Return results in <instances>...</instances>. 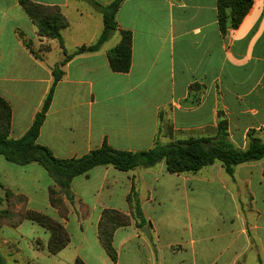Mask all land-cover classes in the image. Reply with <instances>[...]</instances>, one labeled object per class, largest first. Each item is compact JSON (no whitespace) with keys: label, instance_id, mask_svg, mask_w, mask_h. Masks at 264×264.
<instances>
[{"label":"crops","instance_id":"0c3cea01","mask_svg":"<svg viewBox=\"0 0 264 264\" xmlns=\"http://www.w3.org/2000/svg\"><path fill=\"white\" fill-rule=\"evenodd\" d=\"M31 1L59 8L68 26L63 49L39 36L19 0H0V97L11 107L13 140L27 134L42 110L55 66L104 30L102 13L87 0ZM218 1L125 0L111 39L61 67L37 144L62 160L104 144L141 153L157 142L215 137L222 119L239 149L248 148L250 134L264 141V0H253L226 38ZM123 31L132 33V62L128 73H116L108 53ZM167 131L173 141H161ZM0 184L25 197L28 210L60 222L70 237L53 255L51 234L37 224L3 225L0 253L7 264H264V159L238 165L233 177L220 162L185 174L169 173L165 162L131 172L97 167L73 179L72 203L62 193L66 217L50 202V189L60 187L37 163L18 166L0 156ZM136 200L143 227L133 215ZM106 210L130 221L114 234L116 262L99 238Z\"/></svg>","mask_w":264,"mask_h":264},{"label":"trees","instance_id":"16d2710c","mask_svg":"<svg viewBox=\"0 0 264 264\" xmlns=\"http://www.w3.org/2000/svg\"><path fill=\"white\" fill-rule=\"evenodd\" d=\"M87 1L102 13L104 30L94 44L76 48L72 54H67L64 50L65 59L53 69L54 82L43 108L37 114L33 125L24 137L18 140L9 138L12 111L9 104L0 97V156L18 166L33 163L41 165L60 187V191L51 188L49 196L51 204L59 210L61 216H67L63 213L64 197L62 193L72 203L70 187L73 179L87 175L97 167L111 166L121 172H131L137 168H153L165 162L169 173L185 174L197 173L216 162H220L225 172L233 177L235 167L238 165L264 159V141L250 134L248 148L239 149L230 139L229 125L226 119L219 121L215 137H190L166 145L157 142L152 149L141 153L117 151L104 144L101 148L83 157L62 160L56 158L47 147L37 144L46 114L53 100L55 87L64 75L61 67L78 55L98 52L118 29L117 13L125 0H115L108 6H102L94 0ZM19 3L37 26L39 36L56 39L64 49L63 31L67 28L68 22L61 10L57 7L36 4L31 0H19ZM252 4L253 0L218 1L219 27L223 38H226L229 28L233 30L239 28L248 15ZM121 35L119 44L109 51L108 58L112 71L128 73L132 62V33L123 31ZM26 45L31 47L28 42ZM11 200L20 202L22 206L20 205L15 210L14 207H12L13 210L8 208L0 213V229L6 224L16 227L23 221H31L51 234V241L48 245L51 254H58L69 244V234L60 222L42 213L28 210L25 197L15 195L0 184V207L5 202L10 203ZM129 201L132 202V197H129ZM133 209L134 217L142 221L140 227H143L145 220L137 200L133 204ZM129 222L127 216L117 211L106 210L102 214L99 238L107 255L114 262L117 260V253L113 247L114 234L117 229L127 226ZM0 264H7L1 253ZM75 264L85 263L78 259Z\"/></svg>","mask_w":264,"mask_h":264},{"label":"rangeland","instance_id":"374dc122","mask_svg":"<svg viewBox=\"0 0 264 264\" xmlns=\"http://www.w3.org/2000/svg\"><path fill=\"white\" fill-rule=\"evenodd\" d=\"M213 133H209L208 135L210 136V135H212ZM192 137H196V135H191ZM188 137H190L189 135L187 136V138ZM174 140V138L172 137V135H171V133H170V131H167L166 133H163L162 134V136H161V141H164V142H169V141H173ZM20 202H18V201H10V203H7V202H5L1 207H0V213L1 212H3V211H5L6 209H10V210H13V208L12 207H14V210L16 209V208H19L20 207ZM22 206V205H21ZM68 212H69V208H68V206L66 205V204H64V207H63V213L65 214V215H67L68 214ZM3 221H5V220H3Z\"/></svg>","mask_w":264,"mask_h":264},{"label":"water","instance_id":"95a60500","mask_svg":"<svg viewBox=\"0 0 264 264\" xmlns=\"http://www.w3.org/2000/svg\"><path fill=\"white\" fill-rule=\"evenodd\" d=\"M143 233H144L147 237H149V238L151 237L148 228L144 229V230H143Z\"/></svg>","mask_w":264,"mask_h":264}]
</instances>
